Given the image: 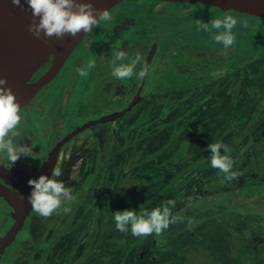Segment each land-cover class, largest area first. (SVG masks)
<instances>
[{"label":"trees","instance_id":"trees-1","mask_svg":"<svg viewBox=\"0 0 264 264\" xmlns=\"http://www.w3.org/2000/svg\"><path fill=\"white\" fill-rule=\"evenodd\" d=\"M148 1L150 5L144 9L147 18L162 17L163 15L159 14L155 7L163 2ZM202 4L176 3L173 13L182 16L185 12L181 14L179 12L183 5H187L191 9V6ZM207 4L215 8L221 5L219 3ZM239 9H244L245 15L264 18L245 8H237L233 11ZM189 12L187 10L185 14ZM133 14L137 15L136 12H133L131 17ZM183 22L177 24L180 26ZM143 24H145V19L141 17L140 25ZM170 27L169 22L168 29L162 31L157 39L154 38L155 33H148L149 31L145 30V38H143L159 41L160 44L162 39L168 36ZM249 28L243 25L234 27L235 32L241 35L240 39L235 37V44L232 45L235 51L231 53V56L234 54L235 58L231 57L230 61L221 64L208 60L207 57H211L209 53L201 57L184 49L186 44H191L189 46L191 50L198 48L193 40H187V43L179 42L178 47L181 49V54L187 57L188 61H185L184 57H180L173 63L165 62V64H169L170 71L167 69L164 75H155L151 87L148 86L142 93L145 101L147 98L150 99L147 105L140 103L137 106V108L140 106L142 108L144 105V111L138 118L132 119L133 114L130 113L123 120L126 123L118 124L119 137L123 138L120 139L121 145L118 148H111L110 145L105 148L99 140L96 141L98 144H96V151L99 152V158L96 161L100 162L95 169L96 175L95 172L92 174L93 179H85L81 186L83 191L79 199L82 206L97 190L98 193L95 192L97 202L95 215L102 214L104 205L109 204L111 210V214L109 213L107 216L109 220L114 219L113 213L116 211L135 210L137 213L141 209L150 211L160 207L162 201L169 199L175 201V206L169 207L172 216L177 217L182 208L195 200L204 199L210 195L216 196L226 191L238 190L239 194L245 192V194H241L245 199H252L259 191L264 194V34L262 30L255 34ZM243 36H248V38L243 40ZM214 45L225 48L222 43L220 46ZM209 46L212 47V45ZM160 47L159 54L166 52L167 49L162 48L161 44ZM201 59L205 60L206 66L203 65ZM192 61H194L193 65ZM184 63L187 66L191 65L192 71L190 69L182 71L176 68V65ZM197 75L202 79L191 82ZM210 83H213V89H210ZM205 86L206 90H204ZM222 86L223 93L213 96ZM170 92L180 94H176L175 97ZM191 92H194L192 97L190 96ZM164 93H168V96L163 97L164 104L162 106L158 105L161 104V100H158ZM159 95L160 97H157ZM173 97H175L174 100ZM129 121H133V123H129ZM154 130L161 134L162 139L159 141V145L148 137ZM240 133L243 137L239 139L243 138L245 139L243 142L254 144L249 147L246 153L240 151L243 142H236L232 138ZM113 135L112 129H109L107 133L109 143ZM196 140L198 142L193 144ZM225 140L228 142L225 144L229 151L222 155L230 156L233 161L232 171L240 173L238 179L231 181L223 180V175L217 169L212 168L210 163L211 151L208 149V145L216 141L223 143ZM157 148L158 150H156ZM91 164L95 166L93 160ZM111 173L110 182L109 175ZM189 198H191L190 201ZM212 206L220 208L222 212L226 211V205L216 202ZM122 207L123 209H121ZM212 219H214V215L210 214L205 222L208 223ZM105 224H102L103 230H105ZM175 224L179 225L180 220L178 219ZM205 228L203 223L197 227L192 225L193 232L174 233L176 234L174 239L178 240L179 237L181 242H189L191 245L197 237L195 234L204 231ZM102 233L104 234L101 232L99 235L101 236ZM129 233H120L118 239L123 243L116 242L117 246L110 252L106 250V246H104V252L98 249L97 264H104V260L107 262L106 264H120L121 259L122 264H136L141 259L140 255H144L147 260H154L151 249L144 247L148 237H134ZM153 235L151 236L153 237ZM258 235H260L259 232L256 237L262 243L257 244L262 247L257 252L249 246L251 235L244 232L239 238L234 236L235 244L233 241L231 242V245H234L233 254L229 258L222 260L218 256H213L210 250L200 249L199 252H204L208 259L206 256L199 258L198 254H194V251L188 255L189 259L185 264H225L228 261L235 262V264L240 261V264H243L244 260L248 264L249 257L259 264L264 256L262 250L264 236ZM218 253L217 251L216 254ZM145 262L146 260L143 264Z\"/></svg>","mask_w":264,"mask_h":264},{"label":"flooded vegetation","instance_id":"flooded-vegetation-1","mask_svg":"<svg viewBox=\"0 0 264 264\" xmlns=\"http://www.w3.org/2000/svg\"><path fill=\"white\" fill-rule=\"evenodd\" d=\"M117 15L122 17V12ZM125 25V21L116 22L111 28L114 36H110L107 33L104 25L96 26L93 29V33L87 35L78 48L90 51L95 49L96 54L97 46H99L101 40L100 45L114 44L118 46L115 51L123 50L127 52L129 58H135V56L139 54L143 58L144 66L147 67L149 53L156 41L147 43L148 39H144L145 37L142 38L140 42L136 39L125 41L127 35V33L124 32V29L126 28ZM160 49L161 47H158V52L151 63L147 77L145 76L143 79L139 80L135 77L128 80H120L112 75L111 60L114 51H100V59L90 56V60H92V58L95 59V66L90 69L92 70L93 77L97 79V89L95 91L103 102L115 103L117 101L118 103H125L129 99L127 105L124 107L125 109L139 92L145 78L146 82L143 85L142 93H144L148 86L151 87L152 79L155 75H164L163 72L167 69L170 71L169 64H165L168 60L167 58L164 59V57L169 54L166 52L159 54ZM131 52L134 53L132 54ZM74 53L70 56L59 75L50 84L42 88V91L38 93L36 98L23 107L19 113L21 116V123L17 126L16 131H18L20 135L14 138V143L31 147L32 152L30 156H22L17 162H15L10 170L5 169L7 161L4 157L0 156V174H3V172L6 171L8 173L6 175L10 174V176H7L9 177L7 180L1 178L0 181L23 197L24 194L28 195L31 193V186H29L28 180L35 179L33 177L34 172L42 171L44 167L53 160L54 155L56 156L58 154L55 166H59L62 169L63 174L58 178L51 176L50 179L53 178L62 181L66 187L72 190L74 199L71 202L62 204L57 213H54L47 218L38 216L31 209L23 229L19 232L16 241L6 250L2 260L10 252L11 255L14 253L16 254V264H60L62 262H64V264H97V250L99 249L101 252H104V246L98 248L97 239L100 243L107 241L106 238L109 233L111 221V219L109 220V217H107L109 213L111 214L109 204L104 203V212L98 215L94 214V217H92L91 221H94L93 226L95 227V232H89V227H86L84 224V227H81L83 225L76 221L80 218L82 211L85 208V206H82L80 199L78 198L79 194H81V186L85 179L95 172L91 160L88 158L84 159L82 164L77 162L79 160L77 150L88 151L85 150L84 147L87 146L89 142L88 139H90L89 137L94 138L93 142L95 147L96 141L98 140L103 145L101 138L104 136L107 137L109 129H112L113 131L115 125L118 128V124L122 125L123 123H126L123 120L130 113L133 114L131 119L139 117L144 111V105L142 108L141 106L137 108V106L140 103L144 104L146 99L144 100L142 96L141 101L134 107V109L136 108L134 112L133 109L132 112H129L124 117L102 125L104 127L101 131H93L92 129L95 127L85 130L67 141L61 149H59L61 142L68 135L73 133L74 130L84 126L75 127L74 123H71L70 126L72 129L68 133H64L65 123L63 117H65V105L72 102L73 95L78 87L76 81L79 76V70H84L88 65L87 58L85 59L83 57L85 53H78L75 56ZM124 63H130V59L124 61ZM72 66H74V68L71 69ZM176 66L178 69L179 66ZM183 66L182 70L187 71L190 69L191 65H188V68L186 65ZM49 68L50 65L40 70L33 77L32 82L37 81ZM139 68L140 65H137L136 71H138ZM190 71L192 70L190 69ZM194 78H196V80L191 82H196L197 80L202 79L199 75ZM158 85L159 84L157 83V86ZM201 87L203 88L204 86ZM220 89H223V86ZM46 95L47 99L45 98ZM157 97H160V95ZM48 101L49 103L47 105L46 102ZM147 101V103H149L150 99L147 98ZM52 112L53 117L52 120H50L48 114ZM29 122L36 124L38 130L31 132L27 128ZM131 123H133V121H131ZM27 168L30 171L33 170V172L29 173ZM98 174L101 175V173ZM77 192L79 193L77 194ZM65 208L69 210L65 211ZM101 208L102 207L100 206V209ZM14 214V209L0 197V238L14 225ZM58 218H60V221H58ZM64 223L68 224L65 229H58L59 227L65 226L66 224L64 225ZM102 224L106 225L105 230H103ZM55 230H60L62 232H54ZM101 232H104V234L102 233L100 236L99 234ZM23 235L26 236L24 237ZM240 235L241 233L238 234V238ZM250 235L251 238L249 239V242L257 240V237L252 230ZM249 246L253 251H258L257 247V249H254L250 244ZM233 247L234 245L232 246L230 244L231 251ZM259 247L262 246L259 244ZM238 264H240V261Z\"/></svg>","mask_w":264,"mask_h":264},{"label":"rangeland","instance_id":"rangeland-1","mask_svg":"<svg viewBox=\"0 0 264 264\" xmlns=\"http://www.w3.org/2000/svg\"><path fill=\"white\" fill-rule=\"evenodd\" d=\"M149 5L150 2L148 0H129L127 2L122 3L119 7L114 8L110 12L112 16L111 21H107V22L100 21L99 25H104L107 30V33L110 36H114V33L111 29L112 26L118 21H123V22L125 21L126 28L124 29V32L127 33L125 41L126 40L132 41L133 39H136L140 42L142 38L145 36L146 33L145 30H147V32L149 31L148 33L150 32L155 33L154 38L157 39L160 37L162 31L164 32L168 29V24L170 22L171 27L169 30V34L160 42L162 48H165V50L167 49L166 53L169 54L166 57H164V59L167 58L168 63H173L175 60H178L180 57H184L185 61H188V58L181 54V49L180 47H178L180 45L179 42L185 43L187 40L190 41L193 40L194 44H197L198 48L191 50L189 49V46L191 44H186L184 49H186L189 53L196 54L201 57H204L209 53L211 54V57L208 56L207 58L208 60H212L214 63L217 62L221 64L222 62L230 61L231 57H233V59L235 58L234 54L233 56H231V53L235 51L232 46L228 47L227 49L219 48L216 45L213 46V44H217L218 46H220L221 43H217L213 39V37L214 35L218 34L219 31H223V29L220 30L211 29L210 31H204L199 26L201 22L208 23L209 28H211L212 20L223 19V17L226 15H232L234 18H236L237 25H243V26L247 25V27H250L249 29L251 30V32L253 30V32L256 34L257 32L262 30L264 34V18H258L254 16L251 17L245 15L244 9H239L238 11L232 12L233 9L231 10L227 8V6L225 5H219L217 8H215L214 6H210L208 4H202V5L191 6V9L187 7V5L186 6L183 5L182 10L179 13L180 14L184 12L186 13L187 10H189L190 12L188 14L184 13L182 14V16H180L179 14L173 13V8L175 4L166 2L156 5L155 7V10L163 16L162 17L156 16V19H151L150 17L147 18V15H145L144 12V9L149 7ZM121 12L123 17L117 15L118 13ZM133 12H136L137 15L133 14L132 17H129ZM141 17L145 19V24L143 25H140ZM181 22H183V24L179 26V24L177 23H181ZM232 33H234L236 39L241 38V35L238 34V32H235L234 28L232 29ZM247 38L248 36L242 37L243 40H246ZM148 42L151 43L152 41L148 40L147 43ZM100 43L101 40L99 42V46H97L96 54H95V49L90 51V50H84L83 48L82 49L78 48L74 53V56L78 53H85L83 57L85 59L87 58L88 65L86 68H84L85 75L81 76L80 72H78L79 76L76 81L78 87L73 95L72 102L70 104L65 105V109H64L65 117H63L65 123L64 126L65 134L72 129L70 126L71 123H74L75 127L83 126L89 122L100 120L108 115L114 114L115 112L121 109H124V107L128 103L129 99L125 103H118L117 101L115 103L114 102L105 103L95 91L97 89L96 87L97 79L93 77L92 70H90L93 67L89 68V64L92 63L93 61L95 62V59L92 58V60H90L89 59L90 56L100 59L101 58L99 55L100 51L112 52L116 50V47H118L114 44L100 45ZM209 45H212V47ZM131 53L133 54L134 52ZM201 61L203 65L206 66L205 60L201 59ZM191 64L193 65L194 61H192ZM183 67H184L183 65L182 66L179 65L178 69L182 70ZM72 68H74V66H72L71 69ZM163 73L165 74V72ZM195 80L196 78H194L192 81ZM162 82L164 81L162 80ZM209 86L210 89H213V83H210ZM207 87L205 86L204 90H206ZM218 90L216 91V94L215 93L213 94V96L221 95L220 93H223V89L219 91ZM170 94L176 97V94H180V93L170 92ZM193 94L194 92H191L190 96L192 97ZM167 96L168 93L162 94L161 98L158 100V101L161 100V104L158 105L162 106L164 104L163 97H167ZM175 97H173V100L175 99ZM45 98L47 99V95ZM147 102L148 101H146L144 105H147ZM46 103L48 105L49 101ZM155 112H157V110H155ZM52 117H53V112L48 114V118L50 120H52ZM129 123H131V121H129ZM103 127L104 126L102 125H98L92 130L101 131ZM27 128L31 132L38 130L36 128V124L30 122ZM113 128H114L113 129L114 135L110 143L108 142L106 136L101 138V142L103 143V147L105 148L108 147L109 145L111 146V148H115V147L118 148L121 145L120 139L123 138L119 137L120 136L118 133L119 127L117 128L115 125ZM152 132L153 133H151L148 137L152 138L153 142L159 145L160 144L159 141L162 139L161 134L158 133L157 130H154ZM241 137L243 136L240 133L237 136L236 135L233 136L232 138L236 142L237 141L243 142L245 139L243 138L239 139ZM89 138L90 139H88L89 142L87 146L84 147L85 150L88 151L77 150L78 151L77 155L79 156L78 157L79 160L77 162L82 164L83 160L88 158L89 160L94 161L95 166H93V168L96 169L100 162V161L98 162L96 161L97 158H99V152L96 151V147L94 146V142H93L94 138L93 137L92 138L89 137ZM197 142L198 141L196 140L195 143L193 144H196ZM217 142L221 143L220 141H216L215 143ZM225 143H228L227 140L223 142V144ZM253 145H254L253 143L243 142V145H241L240 147V151L246 153L249 147ZM156 150H158V148ZM224 153L225 152L223 151V149H221V154ZM88 178L91 180L93 179V176L90 174ZM111 179H112V173L109 175L110 182ZM253 190L256 191L255 188H253ZM82 191L83 188L81 189V193ZM96 193H98V191H96ZM96 193L94 192V194L88 199V201L85 202L84 204L85 208L83 209L82 214L80 216L81 219L79 218L77 220L78 223H81L82 225L84 224L86 227H89V232H95L94 231L95 227L93 226L94 221L93 220L91 221V219L94 216L96 210V204H97L95 198ZM241 194H245V192H242ZM241 194L238 193V190L226 191L221 194H217L216 196L210 195L208 197H205L204 199L200 198L190 203L188 206L182 208L179 212V216H177L179 218H183L182 221L180 220L179 225L170 224L169 228L164 230L160 235L154 234L153 237L151 235L148 236L147 241L144 244V247L146 249H151L154 260H147L145 259L144 255H140L141 259H139L136 264H143L144 260H146L144 264H151V262L152 264L154 263L185 264L189 259L188 255H190L194 251H195L194 254H198L199 258L206 256L204 252L201 251L199 252L200 249L205 251L210 250L213 256H218L220 259L224 260L229 258L233 254V250L232 251L230 250V244L233 241L234 236L235 237L238 236L239 233L243 234L244 232H251V230L255 234L259 232L260 235L264 236V209L259 207L260 206L259 202L262 198H264V194H261L259 191L257 192L256 196L253 197L252 199H245ZM262 201H264V199ZM216 202L222 205H226V211L222 212L220 208L217 209L216 207H213L212 205H214ZM121 209H123V207ZM210 214L214 215V219H212V221L207 223L205 222V220H208ZM111 221L113 222L110 223L109 234L107 235L106 238L107 241H104V243H100L99 240L97 239L98 248L101 246H106V250H108L109 252L117 246L116 242L123 243V241H119L118 239L119 237L118 235L121 232H119L116 229L114 219H112ZM201 223H203L206 226V228L204 231H201L202 233L197 232L195 234V236L197 237L195 238L194 242L191 243V245L189 244V242H181V239L179 237L178 240L174 239V236L176 235L174 233L179 234L183 232L184 234H186L188 232H193L191 230L192 225L197 227V225ZM220 224H222L221 227ZM67 225H65V227ZM65 227L62 226L59 227L58 229L63 230L65 229ZM238 230H240L241 232ZM56 231L62 232L60 230H55L54 232ZM23 236L25 237L26 235ZM233 242L235 243V241ZM256 243H262V242H260L259 240H253L249 242V244L252 247H254V249L257 248L259 249L260 247ZM195 245H200V246L197 247ZM262 250L264 251V245ZM217 251L219 252L218 254H216ZM15 257H16L15 253L11 255V253L9 252L8 255H6V257L1 261L0 264H16ZM248 259H250L248 261V264H256V260H251L252 257H249ZM103 263L106 264L107 262L104 260ZM227 263L232 264L231 261H228ZM246 263L247 261L244 260L243 264ZM120 264H122V259ZM259 264H264V256L259 261Z\"/></svg>","mask_w":264,"mask_h":264},{"label":"clouds","instance_id":"clouds-1","mask_svg":"<svg viewBox=\"0 0 264 264\" xmlns=\"http://www.w3.org/2000/svg\"><path fill=\"white\" fill-rule=\"evenodd\" d=\"M11 2L14 6L24 10L21 0H11ZM25 3L31 9L33 17V22L28 26V31L38 38L42 34L45 38L56 37L61 39L65 35L75 38L81 31L86 35H91L94 27L98 26L100 21L112 20V16L107 9H97L91 2H79V0H25ZM236 25V18L232 15H226L223 19L212 20L211 28H209L208 23L204 22H201L199 26L204 31L223 29V31H219L218 34L214 35L213 39L217 43H222L227 49L235 43L232 29ZM129 59L130 63H124ZM111 65L112 75L120 80H128L133 77L139 80L143 79L148 73V68L144 66L143 58L139 54L135 58H129L127 52L123 50L112 53ZM137 65H140L138 71H136ZM94 66V61L89 64V68ZM186 67L188 68L187 65ZM79 71L81 76L85 75L83 69ZM4 85H7V79L0 77V86ZM20 112L21 106L11 88L0 87V156L6 159L5 169L8 170L22 156H30L32 152L31 147L14 143V138L20 135L16 131L17 126L21 123ZM208 149L211 151V166L223 175V180L231 181L239 178L240 173L232 171L233 161L230 156L221 154V149L225 153L229 151L226 144L210 143ZM62 174V169L54 165L51 176L58 178ZM28 184L32 186V191L27 198L28 202L32 211L40 217H50L58 212L62 204L71 202L74 199L72 190L58 179H50L45 175H40L38 179H29ZM263 199L260 200L259 207L264 209ZM190 200L191 198H189ZM169 206L174 207L175 201L171 199L162 201L160 207L153 208L150 211L141 209L139 213L135 210L116 211L113 213L115 227L119 232L125 234L130 232L134 237L160 235L169 228L170 224H175L178 219L183 220V218L172 216ZM64 210L68 211L69 209L65 208ZM247 233L250 234V232ZM254 235L257 234L254 233Z\"/></svg>","mask_w":264,"mask_h":264},{"label":"water","instance_id":"water-1","mask_svg":"<svg viewBox=\"0 0 264 264\" xmlns=\"http://www.w3.org/2000/svg\"><path fill=\"white\" fill-rule=\"evenodd\" d=\"M129 0H79V2H91L97 9H107L111 12L118 5ZM163 3H191L207 4L219 3L229 9L245 8L259 16H264V0H159ZM24 10L12 4L11 0H0V77L7 79L10 87L20 104L21 109L36 98L38 93L46 85L50 84L63 69L64 65L76 49L82 44L87 35L81 31L75 38L65 35L61 39L56 37L45 38L43 34L38 38L28 31V26L33 22L31 9L25 0H21ZM159 42H155L148 56L147 68L151 67L154 56L158 52ZM50 68L37 81L32 82L33 77L43 68ZM147 77V75H146ZM133 101L123 110L108 115L100 120L85 124L82 128L74 130L62 142L61 147L79 133L116 121L128 114L142 99L143 85ZM58 154L53 157L42 171L34 172L33 177L38 179L40 175L51 177L53 167ZM28 170V168H27ZM29 173L32 171L28 170ZM26 171V172H28ZM7 171L0 174V179L7 180ZM32 191V186H31ZM28 195H20L0 181V197L3 198L15 211L14 225L0 238V261L6 250L16 241L19 232L23 229L26 219L30 214L31 205Z\"/></svg>","mask_w":264,"mask_h":264},{"label":"bare ground","instance_id":"bare-ground-1","mask_svg":"<svg viewBox=\"0 0 264 264\" xmlns=\"http://www.w3.org/2000/svg\"><path fill=\"white\" fill-rule=\"evenodd\" d=\"M231 12V11H230ZM232 12H234V11H232ZM155 57V56H154ZM253 60H255V59H253ZM42 91V90H41ZM130 104V103H129ZM128 107V106H127ZM135 107V106H134ZM257 110V109H256ZM255 114V113H254ZM41 115V114H40ZM43 116V115H42ZM45 116V115H44ZM261 116V115H260ZM43 118V117H42ZM23 119V118H22ZM39 119V118H38ZM41 123V122H40ZM40 123H39V125H40ZM35 130V129H34ZM2 182V181H1ZM79 192H77V194H78ZM89 195V194H88ZM78 196V195H77ZM79 196H80V194H79ZM84 197V196H83ZM88 197V196H87ZM78 198H80V197H78ZM86 199V198H85ZM89 199V198H88ZM94 217V216H93ZM69 219V218H68ZM81 219V218H80ZM62 220V219H61ZM70 220V219H69ZM74 220V219H73ZM78 220V219H77ZM76 220V221H77ZM58 221H60V218H58ZM66 221H68V220H66ZM65 221V222H66ZM89 222V221H88ZM66 223H68V222H66ZM66 223H64V225L66 224ZM70 223V222H69ZM75 223V222H74ZM85 223V222H84ZM67 225V224H66ZM87 225V224H86ZM73 226V225H72ZM65 227V226H64ZM81 227H84V225L83 226H81ZM80 227V228H81ZM69 229V228H68ZM86 231V230H85ZM57 232V231H56ZM87 239V238H86ZM89 241V240H88ZM120 245V244H119ZM121 246V245H120ZM132 246V245H131ZM64 250V249H63ZM132 250V249H131ZM63 253V252H62ZM130 253V252H129ZM67 256V255H66ZM63 257V256H62ZM61 258V257H60ZM137 258H139V257H137ZM63 261V260H62ZM66 262V261H65ZM68 262V261H67ZM73 262V261H72ZM70 263V262H69ZM61 264H64V263H61Z\"/></svg>","mask_w":264,"mask_h":264}]
</instances>
